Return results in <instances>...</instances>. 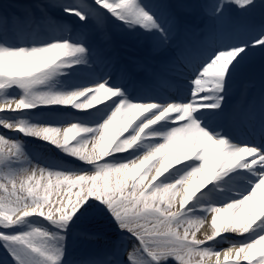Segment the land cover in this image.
I'll use <instances>...</instances> for the list:
<instances>
[{"label":"snow or ice","instance_id":"obj_1","mask_svg":"<svg viewBox=\"0 0 264 264\" xmlns=\"http://www.w3.org/2000/svg\"><path fill=\"white\" fill-rule=\"evenodd\" d=\"M231 6L257 4L204 0L221 38L182 48L148 87L105 25L162 53L180 27L166 0H68L58 5L65 22L48 20L47 32L0 4V128L14 133H0V245L14 264H75L69 236L90 213L116 227L106 255L133 241L127 260L113 264H264V97L259 142L224 129L238 118L226 103L233 80L251 50H264V22L231 23ZM170 78L177 83L165 94ZM23 138L63 157L33 164ZM222 243L230 246L221 252Z\"/></svg>","mask_w":264,"mask_h":264},{"label":"rangeland","instance_id":"obj_2","mask_svg":"<svg viewBox=\"0 0 264 264\" xmlns=\"http://www.w3.org/2000/svg\"><path fill=\"white\" fill-rule=\"evenodd\" d=\"M45 3V6L42 5L43 2ZM64 2H68V0H0V4H2L3 10L2 13H7V15L9 17L13 16L14 14L17 16H21L24 17L26 12L28 14H30L31 18L33 19L35 16V20L39 21L40 24V31L44 32V31H48V20H52L55 21L57 23H61V21L59 20H54L51 17V13L52 15L53 13H56V9L55 7H58V5L60 3H64ZM87 2V1H85ZM167 3H169L168 0H166ZM172 4L175 6L176 9V13L178 14H182V20L179 19L180 24L182 25V27L185 29L187 27H190L192 30H190L189 32L187 31V35L189 37L190 40H192V37H196V34H201L203 37L207 36V38H210V33L211 30L213 28H217V26L213 23H211L210 20H208L203 13H199L196 11L195 7H191V0H172L171 1ZM171 4V3H169ZM256 4L257 7L253 8V11H251L250 9L247 12H242L240 11L236 6H231L228 9V14L231 18V22L232 23H237L240 20V23H244L247 24L249 27L252 28H258L260 26V24L262 22H264V8H261L260 5V0H256ZM36 14H35V11ZM37 12H39V14H37ZM255 12V15H254ZM2 13H0V15H2ZM239 13H242L241 15H239ZM247 15L250 17H247ZM239 19V20H238ZM183 20H186L183 21ZM63 22V21H62ZM93 23H96L95 21H93ZM216 26V27H215ZM105 27L107 28L108 32L111 34H114L117 38H120V44H121V49H126L128 52L132 51V47H139L142 46L141 44H136L133 40L128 39L125 37V35L121 32V30L112 23H107L105 25ZM215 30V29H214ZM217 31H219V29L217 28ZM228 34V33H227ZM113 37V36H112ZM223 38H227V35ZM122 41L124 43H122ZM19 42V41H18ZM143 43V42H142ZM145 44V43H144ZM148 44V43H146ZM141 50L145 51L147 55H150V57L154 56L155 54H157V52H155L151 46H149V49L147 47L142 48ZM124 53V52H123ZM143 56V55H142ZM257 56L256 52L253 50H251L246 59L249 61L252 60L253 58H255ZM122 60L125 62H130L131 58L128 57V55L126 53L123 54L122 56ZM136 61V60H135ZM139 62V61H137ZM129 67L132 69H136L135 65L129 63ZM142 72V71H141ZM141 72H139V76L141 75ZM244 72H239L237 74V76L235 77L237 83H239L240 85L243 82L244 79ZM75 111V110H73ZM61 126V125H59ZM62 127V126H61ZM0 133L4 134L5 136H12L14 134H11L9 132H7V129H3L0 128ZM30 140V141H29ZM27 141H25V139L23 138V142L25 145V152L28 155L29 159L32 161L33 164H37L39 163L41 166H44L47 163H51L52 161L48 162V158L51 157L52 160H58V150H53V146L52 145H46L43 143H38V144H34L33 142H31V139H29ZM49 146V147H48ZM52 147V148H51ZM61 156H63V153H61ZM70 159V158H69ZM79 162H76L75 164L69 165V166H78ZM26 167H30L29 165H26ZM87 221H90L92 225H98L99 227H102L104 230L106 231H102L99 233H96L94 238L90 237V239H86L84 242V233H80L79 231L74 232V236L72 235L69 239L70 240H74L71 242V244H76L77 247L79 246H87L88 249H97L98 253L100 254H105L112 242H113V237L114 239H117V233L115 229H112L113 227H115V225L106 217L96 214V213H90L87 217H85ZM39 221V220H36ZM46 224V222H44ZM112 227V228H111ZM205 232V227H202L198 232H197V238L202 239V237H204V233H202V235H199L201 232ZM106 239H108L110 241V243L105 242ZM69 240V243H70ZM132 243L133 241L130 240H123L121 241L120 247H121V252L120 254H118V260H123L125 259V261L127 260V254L124 255V251L126 248H129L128 251L131 250L132 248ZM1 250V247H0ZM71 254L69 255V258L71 260H73L76 263V259L73 257H70ZM0 264H14V262L12 261V258L9 256L8 253H2L0 254ZM107 264H110L107 262ZM113 264V262H112ZM170 264H175V261H171Z\"/></svg>","mask_w":264,"mask_h":264},{"label":"bare ground","instance_id":"obj_3","mask_svg":"<svg viewBox=\"0 0 264 264\" xmlns=\"http://www.w3.org/2000/svg\"><path fill=\"white\" fill-rule=\"evenodd\" d=\"M229 30H231V28H229V29L225 32V35H226V33H227ZM168 55H170V56L174 55V51H173V52H168ZM166 58H167V57H166ZM203 227H205V230H207V225H205V226H203ZM202 233H204V232L202 231L199 235H202ZM221 252H222V251H221ZM221 259H223L222 256H221ZM213 260H214V257H213Z\"/></svg>","mask_w":264,"mask_h":264}]
</instances>
